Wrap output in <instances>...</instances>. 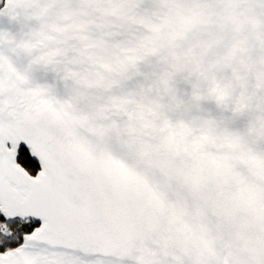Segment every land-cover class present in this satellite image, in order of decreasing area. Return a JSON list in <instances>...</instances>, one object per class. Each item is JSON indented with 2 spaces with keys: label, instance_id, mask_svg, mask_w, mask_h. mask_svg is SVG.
<instances>
[{
  "label": "snow or ice",
  "instance_id": "obj_1",
  "mask_svg": "<svg viewBox=\"0 0 264 264\" xmlns=\"http://www.w3.org/2000/svg\"><path fill=\"white\" fill-rule=\"evenodd\" d=\"M0 264H264V0H0Z\"/></svg>",
  "mask_w": 264,
  "mask_h": 264
}]
</instances>
